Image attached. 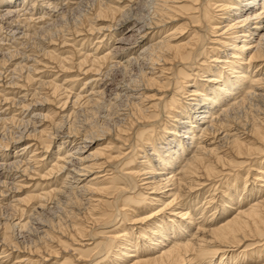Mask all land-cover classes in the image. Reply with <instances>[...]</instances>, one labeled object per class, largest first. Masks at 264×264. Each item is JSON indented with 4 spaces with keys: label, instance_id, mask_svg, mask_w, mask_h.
Returning a JSON list of instances; mask_svg holds the SVG:
<instances>
[{
    "label": "bare ground",
    "instance_id": "bare-ground-1",
    "mask_svg": "<svg viewBox=\"0 0 264 264\" xmlns=\"http://www.w3.org/2000/svg\"><path fill=\"white\" fill-rule=\"evenodd\" d=\"M37 2L0 0V18L32 20ZM49 5L58 40L38 50L89 78L93 94L72 105L109 94L117 118L84 128L68 100L43 113L63 85L38 79L21 43L10 49V84L22 78L31 101L24 118L0 115V128L19 127L0 139V264H264V0Z\"/></svg>",
    "mask_w": 264,
    "mask_h": 264
},
{
    "label": "rangeland",
    "instance_id": "rangeland-1",
    "mask_svg": "<svg viewBox=\"0 0 264 264\" xmlns=\"http://www.w3.org/2000/svg\"><path fill=\"white\" fill-rule=\"evenodd\" d=\"M53 0H46V1H43V0H39V2H37L36 4H38V6L35 4L34 5V7L33 6H31L30 4L27 6V7H30V8H32V9H30L29 8V10L31 11L30 13H32L31 15L29 14L28 15V17L30 18V19H32V20H28L26 17H24V16H22V12L20 13L21 14V17H19V18H16L15 20H17V21H10V17L9 16H7V15H4V18H3V16L0 18V40L2 41V42H0V43H2V44H0V46H1V48H0V72H2V73H0V76L2 77H0V94H2V93H4V91H5V93H4V95L3 96H6L7 98H10L12 101H14V103H13V106H12V104H8V103H5L4 101H2L1 99H0V115H6L7 117H9V116H18V117H20V119L23 117H26L27 116V114L28 113H30L29 111L27 112V114H25L26 112V110H21V106H20V104H22L23 102L25 103V102H27V105H29V103H30V101L31 100H28V99H26V101L24 100V98H23V93L21 92L22 90L20 89L22 86H21V83H23V79L22 78H20V79H18V81L17 82H19L20 83V85H15L16 87H14V85H12V84H10V82L13 80V75H12V73H11V70H12V68H13V66H12V64L14 63V60L12 59V57H7L8 56V53L10 52V49H13L15 46V49L17 48V49H19L20 48V46H21V48L19 49V51L22 53V54H20L18 57H19V60H20V58L21 57H24L23 55L25 54V55H28L29 57H31V60L29 61V63H32V62H34L35 64H37V67H36V72H38V73H36L35 72V74H37V75H35L38 79H44V80H56V82L58 83V84H62L63 85V88H64V94L62 95V96H59L54 102L55 103H48V104H46V105H44L43 107V113H46V111L47 110H50V111H54L55 110V108H57V109H59V110H55L56 112H59L61 109H62V104H63V102H65L66 100H68L69 101V104L71 105V106H74V107H72L71 109V112H74V113H76L77 115H76V120H77V122L81 125V126H83L84 128H87V129H90V128H93V127H96V125L97 126H101V125H107V124H113V123H115L114 121H116V115H114V113L116 114V109L118 108V105H116V103H113V106L114 105H116V106H114L115 108H113V106H112V103H110L109 104V102H108V100L111 98V95H109L108 94V96L106 95L105 96V98H103L102 99V101H101V104L100 103H97V104H91V106L90 105H81V103H78V104H73L72 105V101L74 100V99H76V97H78V96H80V95H82V96H85V93H86V96L87 95H92L93 93V91L91 90V88H89L88 86H90V84H89V78H87V77H85V75H83V74H80V76H79V74H77L76 73V70L74 69L73 71L71 70V72L69 71H67V72H63V71H60L56 66H54L55 64H53L51 61H50V63L51 64H49L48 62V59L47 60H45L46 58L43 56V54H42V51L41 50H38V44L41 46V47H45L46 49H53V47H54V44H53V42H57V40H58V36H57V28H55L52 24H54L57 20V16L55 15V13H53L51 10H52V8H51V6L49 5V3H51ZM42 2H45L47 5H45V6H43V4H42V6H41V3ZM44 3V4H45ZM37 6V7H36ZM50 6V7H49ZM35 7H36V9L38 10H36L35 9ZM38 8H40V10L38 9ZM51 8V9H50ZM64 8H65V10H72V9H68V7H67V9H66V4L64 5ZM45 9H47V10H45ZM34 11H35V13H34ZM40 11H42V12H40ZM46 11V12H45ZM37 12V13H36ZM50 13V14H52L54 17H52V15H49L48 13ZM39 13V14H38ZM46 14V15H45ZM47 14H48V17H47ZM39 16V17H38ZM42 16V18H40ZM32 17V18H31ZM76 16H75V13L73 12V13H69L68 14V16H67V22L68 23H74L75 22V18ZM6 18V19H5ZM20 18H25L26 20H28V21H30L31 23L29 24V25H26L25 24V22H23V21H19V19ZM5 19V20H4ZM39 19V20H38ZM44 19V21H43V24H42V20ZM47 19V20H46ZM49 19V20H48ZM24 20V19H23ZM46 20V21H45ZM52 20V21H51ZM8 21H10V22H7ZM19 21V23H16V22H18ZM35 21V22H34ZM37 21V22H36ZM39 21V22H38ZM50 21H51V23H50ZM5 23V24H3V23ZM13 22H14V25H13ZM49 22V23H48ZM7 23V24H6ZM37 23V24H36ZM2 24V25H1ZM18 24V25H17ZM22 25V26H21ZM37 25V26H36ZM40 25V26H39ZM52 25V26H51ZM4 26V27H3ZM8 26V27H7ZM15 26V27H14ZM31 26H32V29H31ZM14 27V28H13ZM34 27V28H33ZM43 27V28H42ZM52 27V28H51ZM10 28H12L11 30H10ZM17 28V29H16ZM28 28V29H27ZM40 28V29H39ZM8 29V30H7ZM37 29V30H36ZM53 29V30H52ZM16 30H18L17 32H16ZM23 30V31H22ZM29 32H28V31ZM44 30V31H43ZM3 31V32H2ZM4 31H5V33H4ZM13 31V32H12ZM35 31V32H34ZM41 31V32H40ZM15 32H16V34H15ZM23 32V33H22ZM37 32H39V34H37ZM11 33H13L12 35H11ZM29 33V34H28ZM49 33H51V34H49ZM53 33V34H52ZM3 34H5V35H3ZM15 34V35H14ZM18 34V35H17ZM20 34V35H19ZM23 34V35H22ZM33 34V35H32ZM37 34V35H36ZM46 34V35H45ZM34 35H36V38L34 39H32V37L34 36ZM53 35V36H52ZM5 36V39L4 38H2V37H4ZM10 36H11V39H10ZM16 38V39H14L13 40V38L14 37ZM32 36V37H31ZM43 36V37H42ZM54 38V39H57V40H54L52 37ZM22 37H24L23 39H22ZM39 37V38H38ZM41 37V38H40ZM57 37V38H56ZM18 38V39H17ZM19 38H21V39H19ZM38 38V39H37ZM10 39V41H8ZM26 39V40H25ZM29 39V40H28ZM78 39H81V38H78ZM21 40V41H20ZM24 40V41H23ZM14 41V42H13ZM18 43H17V42ZM33 41V42H32ZM40 41V42H39ZM51 41V43H49ZM7 42V43H6ZM10 44H9V43ZM29 42V43H28ZM42 42V43H41ZM45 42V43H44ZM78 42V41H77ZM5 43V44H4ZM16 43V45H14ZM20 43H21V45H20ZM47 43V44H46ZM94 44H96V43H94ZM10 45V46H9ZM14 45V46H13ZM28 45H30V46H28ZM8 46V47H7ZM12 46V47H11ZM28 46V47H27ZM37 46V47H36ZM60 46V45H59ZM4 47H6L5 49H4ZM11 47V48H10ZM26 47H27V49H26ZM30 47V48H29ZM33 47H34V49H35V51L33 50ZM51 47V48H50ZM81 46L79 45L78 46V48H80ZM95 46H93V48H94ZM9 48V49H8ZM8 49V50H7ZM30 49H32V50H30ZM37 49V50H36ZM28 50V51H27ZM63 52H64V54L65 53H67V49H61ZM7 51V52H6ZM30 51V52H29ZM32 51H33V53H32ZM84 51H87V49L86 50H84L83 49V52ZM2 52V53H1ZM6 52V53H5ZM26 52V53H25ZM36 52V53H35ZM38 52V53H37ZM31 53H32V55H31ZM42 54V55H41ZM3 55V56H2ZM41 57H40V56ZM36 56H38V58L36 57ZM35 61H34V60ZM43 59V60H42ZM36 60H37V63H36ZM16 61H18V59L16 60ZM32 61V62H31ZM45 63L44 64V66H43V63ZM47 61V62H46ZM40 62V63H39ZM8 63V64H7ZM12 63V64H11ZM39 63V64H38ZM9 64H11V66L9 65ZM46 64H48V65H46ZM7 67V68H6ZM11 67V68H10ZM40 67H42V68H40ZM46 67H49L48 69L46 68ZM53 69H52V68ZM46 68V69H45ZM55 68V69H54ZM5 71H4V70ZM7 69H10V70H7ZM51 69V70H50ZM42 70H44L43 72H42ZM46 70V71H45ZM48 70V71H47ZM6 72V73H5ZM40 72H41V74H43V76H41V74H40ZM45 72V73H44ZM61 72V73H60ZM74 72V73H73ZM5 73V74H4ZM11 73V74H10ZM64 73V74H63ZM66 73V74H65ZM8 74V75H7ZM40 74V75H39ZM47 74H48V76H47ZM72 74H74L75 76H79V80L77 79V77H75V76H73ZM77 74V75H76ZM2 75H5V76H2ZM12 75V76H11ZM39 75V76H38ZM68 75H70V76H68ZM9 76V77H8ZM6 77V78H5ZM35 77V78H36ZM66 77V78H65ZM125 76H123V74L121 73V72H117V73H114V75H112V78L113 79H110V81L112 80V82H115V83H118L120 80H121V78H124ZM36 78V79H37ZM55 78V79H54ZM57 78V79H56ZM63 78H65V79H63ZM70 78V79H69ZM76 78V79H75ZM85 78V79H84ZM3 79V80H2ZM8 81H7V80ZM61 79V80H60ZM83 79V80H82ZM15 80H17V79H15ZM20 80V81H19ZM64 80V81H63ZM69 80V81H68ZM82 80V81H81ZM84 80H85V83H84V86H83V82H84ZM2 81H3V83H2ZM62 81H63V83H62ZM71 81V82H70ZM87 81V82H86ZM68 83V84H67ZM73 83V84H72ZM65 84H67L66 86H65ZM88 86H87V85ZM5 85V86H4ZM9 85V86H8ZM80 85H82V86H80ZM100 86H101V84H99ZM5 87L4 89L2 88V87ZM19 86V87H18ZM34 87V86H33ZM87 87V88H86ZM90 87H92V86H90ZM9 88V89H8ZM15 88V89H14ZM17 88H18V90H17ZM83 88H84V90H83ZM26 89V88H25ZM24 88H23V90H25ZM32 90H33V88H31ZM86 89V90H85ZM1 90H3V91H1ZM66 90V91H65ZM80 90H83V91H80ZM97 90V89H96ZM86 91V92H85ZM89 91H91V92H89ZM44 92H49L48 91V89L47 90H45L44 89ZM9 93V94H8ZM14 95H12V94ZM18 93H21V94H18ZM71 93V94H70ZM80 93V94H79ZM82 93V94H81ZM90 93V94H89ZM10 94H11V96H10ZM68 94V95H67ZM70 94V95H69ZM73 95H75L74 97H73ZM18 97V98H17ZM92 98H94V97H96V96H91ZM61 98V99H60ZM112 98H113V96H112ZM108 99V100H107ZM20 102H19V101ZM57 100L59 101L60 100V102H58L57 103ZM1 101H2V103H1ZM22 102V103H21ZM113 102V101H112ZM55 104V105H54ZM105 104V105H104ZM18 105V106H17ZM23 105V104H22ZM69 105V106H70ZM95 105V106H94ZM102 105V106H101ZM109 105V106H108ZM50 106V107H49ZM76 106V107H75ZM106 108H105V107ZM13 107V108H12ZM17 107V108H16ZM32 105H31V107H29V109H27V110H30V109H32ZM41 107V106H40ZM97 107H100V108H98L97 109ZM75 108V109H74ZM93 108V109H92ZM74 109V110H73ZM12 110V111H11ZM5 111V112H4ZM18 111V112H17ZM22 111V112H21ZM89 111H90V113H89ZM99 112V113H98ZM5 113V114H4ZM85 114V115H84ZM89 114V115H88ZM107 114H109V115H107ZM26 115V116H25ZM106 116V117H105ZM87 117H89V118H87ZM93 117V118H92ZM95 118H97V119H95ZM111 118V119H110ZM91 119V120H90ZM108 120V121H107ZM110 120H112L111 122H110ZM114 120V121H113ZM96 121H97V123H96ZM104 121V122H103ZM86 122V123H85ZM89 122V123H88ZM95 122V123H94ZM99 122V123H98ZM89 125H88V124ZM67 124V123H66ZM83 124V125H82ZM94 124H96L95 126H94ZM8 127H7V126ZM10 126V127H9ZM91 126V127H90ZM12 124L10 125L9 123H7V124H4V126L3 127H1L0 128V139H4V142L5 141H9V140H11L9 137V132L8 131H10V130H12V131H10V132H12L13 133V130H14V132L15 131H17V129L19 128L16 124H14V126L12 127ZM4 128V129H3ZM2 129V130H1ZM6 131V132H5ZM3 133V134H2ZM7 133H8V135H7ZM3 135V136H2ZM5 136V137H4ZM13 143L11 142L10 143V146H9V148H10V150H7L6 152H8V153H12V152H14V153H12V154H15V147H16V145H18V144H13ZM15 145V146H14ZM52 149L53 150H56L57 149V147H56V145L54 144V146L52 147ZM13 150V151H12ZM2 155V152L0 151V156ZM5 157H2L1 156V158H0V161L2 160V159H4ZM3 161H5V159L3 160ZM241 173H240V176H244V178H245V176L247 175L246 174V172H244V171H240ZM243 173V174H242ZM242 174V175H241ZM254 177V176H253ZM253 177H251V176H249V178L251 179V181L249 182V183H251V182H254L255 180L253 179ZM254 180V181H253ZM59 182V181H58ZM49 183H53V181H50ZM32 184V183H31ZM42 184H43V186H45V182H42ZM258 185H262V182H259V184ZM205 189H209L208 187H206ZM205 189H204V191H205ZM210 190H212V189H210ZM220 191V190H219ZM219 191H217L218 193V195L221 193V192H219ZM27 192V191H26ZM212 193V192H211ZM207 195L206 196H208L209 195V193H206ZM199 197H201V196H199ZM202 200V203H204L203 201H204V199L202 198L201 199ZM56 214L57 215H54L53 217L55 218V219H57V218H59L60 216L62 217L63 215H62V213L61 212H56ZM60 216H59V215ZM221 214V213H220ZM49 215V214H48ZM50 216V215H49ZM59 216V217H58ZM65 217H63L62 219H64ZM254 262V260H253V258L251 259V261H249V264H251V263H253ZM248 264V263H247Z\"/></svg>",
    "mask_w": 264,
    "mask_h": 264
}]
</instances>
